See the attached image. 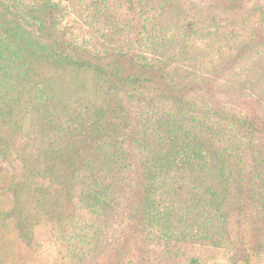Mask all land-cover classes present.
<instances>
[{
    "label": "rangeland",
    "instance_id": "374dc122",
    "mask_svg": "<svg viewBox=\"0 0 264 264\" xmlns=\"http://www.w3.org/2000/svg\"><path fill=\"white\" fill-rule=\"evenodd\" d=\"M232 3L0 0V264H264V0ZM38 5L52 8L51 33L62 34L69 47L123 53L159 69L183 91L189 114L185 102L182 111L153 97L130 106L123 136L105 144L88 137L80 123L93 117L104 95L91 73L48 64L29 50L14 19L28 29V8ZM243 117L257 124L253 137L227 130ZM208 126L219 127L226 141L212 143ZM174 128L189 132L187 141L206 132L195 142L216 171L215 157L226 150L225 176L171 166L163 183L149 185L147 168L178 147ZM67 149L80 157L68 168L70 208L49 217L32 195L28 162ZM26 179L19 203L30 241L11 216V188ZM149 188L164 209L160 225L147 222ZM92 195L105 200L87 208Z\"/></svg>",
    "mask_w": 264,
    "mask_h": 264
},
{
    "label": "trees",
    "instance_id": "16d2710c",
    "mask_svg": "<svg viewBox=\"0 0 264 264\" xmlns=\"http://www.w3.org/2000/svg\"><path fill=\"white\" fill-rule=\"evenodd\" d=\"M232 5L240 7L239 5L245 2H259L261 0H230ZM50 5V4H49ZM49 5H38L28 8V29L23 26L21 21L16 17V31L18 34H26L28 36V48L40 61H51L56 64L65 65L74 68L80 72L91 73L95 78L101 93H103V100L96 103L92 118L85 120L86 123L81 122L80 126L86 129L88 137L94 138L100 144H105L106 138H119L124 135L126 126L125 120L130 118V106L136 105L139 107L145 103L151 102L153 97H158L167 102V104H175L182 111L185 109L183 103L185 102L183 91L180 90L174 83L159 70L154 68L143 60H137L134 56L118 53L105 52L101 56L84 53L78 47H69L64 40V36L57 33V36L52 34L56 31L55 22H53L52 8ZM5 15L12 14L10 11L4 10ZM31 20V21H30ZM15 31V32H16ZM58 62V63H57ZM189 107L184 113L189 114L190 104L185 102ZM192 113V112H191ZM194 118L192 119V121ZM215 120V119H214ZM212 120V123L216 122ZM173 122V119H171ZM237 122L231 123L228 129L234 127L243 133L245 137H253L259 130L257 124L253 123L250 118H237ZM220 123V122H219ZM209 127V126H208ZM173 142L177 149L172 155L165 160H161V168L154 167L147 168L149 173V185L151 183H158L159 179L162 183L165 181L166 175L169 176L171 166L176 169H183L184 166H191L200 176L210 174L213 169L211 156L207 149L196 145L195 137L203 139V134L207 137L205 131H208L209 140L215 144H221L224 135L220 133L219 127L211 126L205 131L200 130L192 133V138L189 141L186 138L189 132L180 131V128H174ZM191 140L193 143H191ZM210 149H212L210 147ZM217 157V163L220 165L218 177H224L226 170L231 163V156L226 150ZM225 152V153H224ZM122 158H119L121 160ZM80 161L79 155L74 149L57 150L45 154L42 163L38 158L28 162V179L30 181L36 179V190L33 194L44 208L49 217H57L59 209L69 210L70 202L64 198L70 193L69 185L72 178V172L68 170L72 163ZM230 171V170H229ZM67 178H66V174ZM229 176V175H228ZM230 178V177H229ZM26 183H17L11 188L13 197L15 198L14 206L11 210V216L15 219V227L19 234L28 241L33 235L30 225H28V233L25 232L22 218V208L19 203V195ZM49 180L48 185L43 184L42 180ZM155 192L149 188L144 196V210L146 212L147 222L150 225H160L164 218V209L155 204ZM61 198V204L59 202ZM91 204H87V208L95 207L97 203L104 202L105 198H100L97 195H92ZM61 217V216H60ZM59 217V218H60Z\"/></svg>",
    "mask_w": 264,
    "mask_h": 264
}]
</instances>
